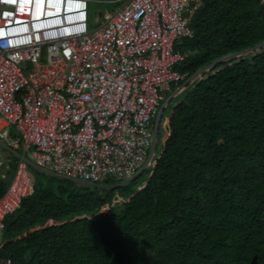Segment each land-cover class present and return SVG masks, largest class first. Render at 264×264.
Returning <instances> with one entry per match:
<instances>
[{"label": "trees", "instance_id": "trees-1", "mask_svg": "<svg viewBox=\"0 0 264 264\" xmlns=\"http://www.w3.org/2000/svg\"><path fill=\"white\" fill-rule=\"evenodd\" d=\"M201 1L194 36L175 43L186 54L176 69L196 77L168 102L151 166L116 187L127 191L121 199L109 180L80 185L39 172L46 182L35 179L5 219L0 259L264 264V7ZM16 162L0 170V198Z\"/></svg>", "mask_w": 264, "mask_h": 264}, {"label": "built area", "instance_id": "built-area-1", "mask_svg": "<svg viewBox=\"0 0 264 264\" xmlns=\"http://www.w3.org/2000/svg\"><path fill=\"white\" fill-rule=\"evenodd\" d=\"M122 1L92 30L90 0H0V144L17 160L0 239L35 192L30 168L101 186L126 184L153 160L167 104L154 121L157 109L193 79L176 69L186 54L175 43L194 36L202 1ZM8 163L0 154V170Z\"/></svg>", "mask_w": 264, "mask_h": 264}, {"label": "rangeland", "instance_id": "rangeland-1", "mask_svg": "<svg viewBox=\"0 0 264 264\" xmlns=\"http://www.w3.org/2000/svg\"><path fill=\"white\" fill-rule=\"evenodd\" d=\"M124 2L125 1H122V0H90V22H89L90 23V28L92 30L98 28L100 26V22L102 20H104V19H107L110 16L111 13H113L115 10L119 9L120 7H122ZM41 63L42 64H46L47 63L45 58L42 59ZM193 77L195 78V76H193ZM175 92H176V87L173 86L172 90L170 92H167L164 95V99L165 100L163 101L162 106L157 109V115H156V118H154V121H157L163 106L165 104H167L165 109H164V112L162 114L161 122H160V128H159V132L160 133L158 135V137H159V140H158L159 145L161 144V140H162L163 134L165 132L164 131L165 121L167 119V116H168V113H169V110H170V106H168V102H169L170 97ZM14 135H17L15 129L12 130V136H14ZM19 152L23 153L22 145H21V147L19 149ZM0 154L6 160H10V162H13L15 160V156L10 154L9 151L6 148H4L1 144H0ZM151 164H149V166H151ZM8 167H9V171H10L11 165L9 164ZM30 172L35 176V179H37L38 181H41L43 184L46 182V178L42 174H40L39 171H37V170H35L33 168H30ZM6 175L7 174L5 172L1 173V176L3 177V179L6 178ZM11 179H12V174H11V177L9 175V178L7 180L8 184L10 183ZM119 185H123V184L118 182V181H116L115 178L111 177V178H109V184L106 185V186L112 187V188H116ZM114 194H115V196H118L121 199L125 195H127V191L126 192H122V189L116 188Z\"/></svg>", "mask_w": 264, "mask_h": 264}, {"label": "water", "instance_id": "water-1", "mask_svg": "<svg viewBox=\"0 0 264 264\" xmlns=\"http://www.w3.org/2000/svg\"><path fill=\"white\" fill-rule=\"evenodd\" d=\"M262 46V45H261ZM261 46H259V47H261ZM258 47V48H259ZM248 51H250V50H247L246 52H248ZM223 61V60H222ZM196 77V76H195ZM194 78V77H193ZM146 169V168H145ZM144 169V170H145ZM144 170H142L141 171V173L140 174H138V176H140L143 172H144ZM138 176H136L134 179H136ZM133 179V180H134ZM89 185V184H88ZM250 264H259V261H258V256H255L253 259H252V261H251V263Z\"/></svg>", "mask_w": 264, "mask_h": 264}]
</instances>
